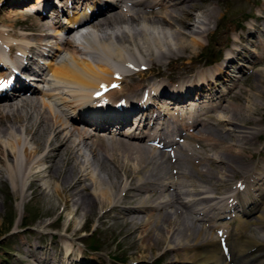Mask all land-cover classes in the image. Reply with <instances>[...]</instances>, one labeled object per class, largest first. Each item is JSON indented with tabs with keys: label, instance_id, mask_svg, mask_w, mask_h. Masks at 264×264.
Returning <instances> with one entry per match:
<instances>
[{
	"label": "bare ground",
	"instance_id": "obj_1",
	"mask_svg": "<svg viewBox=\"0 0 264 264\" xmlns=\"http://www.w3.org/2000/svg\"><path fill=\"white\" fill-rule=\"evenodd\" d=\"M22 1L25 3L23 8L11 10L14 13L9 17H14L15 12L23 13V11L28 12L42 7V13L39 14L42 20L41 25L45 26L44 30L54 28V33H41L45 44L37 46V43L33 44L26 38L17 39L12 34L5 35V32L0 31V95L4 97L0 96V114L10 116L6 128H0V149L2 154L6 155V159L12 157V160L7 163L10 166L12 178L23 173V177L37 175L48 181L50 172L56 168L59 169L63 180L67 179L68 170L75 169L78 172L80 170L83 173L79 172V177H74L68 184V191L76 190L80 185L79 178L85 177V181H89L87 176L93 174L92 178H96V181L92 183L96 186L93 189L94 199L87 200L85 207L87 210H93L98 203L103 208L117 210L119 204L123 202L118 195L120 191L117 186L118 179L115 178L116 183L113 180L111 183L104 184L105 182L96 175L100 166L103 167V171L105 170L104 162L96 155L94 143L89 144L87 141L92 136L97 137V140L104 144V149L112 144L118 146L122 144L131 151H129L131 154L140 156L144 154L146 159L133 164L128 157L126 164L123 163V167L119 168L118 176L126 178L125 185H128L127 190L124 191L133 192L130 200L134 203L132 207L122 206L119 210L127 221L147 224L154 229L156 238L162 237L160 240H164L162 244L166 245L162 255L169 257L170 261L176 258L178 261L176 263H179L181 258L183 261L180 264H264V238L254 239L252 237L254 233L249 229L250 219H252L254 225L264 231V170L256 166L252 174L244 179L242 177L238 185L233 188V196L228 197L226 204V198H220L221 193L217 194L221 188L227 187L225 184L227 174H221L224 168L220 164L237 172L235 164L224 155L238 156L242 151L231 143L226 146L223 141L214 140L210 131H204L205 124L202 125L203 122L212 121L220 127H216V130L225 132L223 134L225 137L233 133H246L249 136H243L242 139H249L255 135L243 130H247V126L257 124V120L251 115L257 114L262 104L258 107L254 106L252 103L256 100L252 97L255 95L259 97V94L253 93L247 100L241 98L240 102L237 99L234 100L233 92L236 84L234 88L228 87L225 93L220 94L216 91L217 98L213 97L209 88L210 84L217 86V81L221 80L223 83L227 82L228 78L236 79L238 74L229 75L233 65H237L238 70L242 71L240 66L243 67V65L239 58L243 59V51L247 48H236L240 37L235 36L233 40L235 49L226 53L230 55L229 57L220 58L212 67L195 70L189 79L181 80L180 77L167 75L162 80L150 83L143 77H138L143 73L141 71H145V67L137 72H131L132 68L137 69L145 65L142 63L144 59L148 64L151 63L146 70L151 71L155 68L158 69L157 75H161L166 71L164 64L175 67L179 62L188 63L191 55H195L196 51L203 46L202 37L209 34L206 25L216 15L213 9H209L211 13L209 18H204V15L200 14V18L197 16V21L187 25L182 17L192 16L195 0H105L108 5L102 9L96 0H71L75 11L68 14L64 12V22H57L56 19L60 15L56 9H51L50 0H32L31 3ZM66 1L69 2V0ZM66 1H63V5L67 4ZM260 5V10H264V1ZM72 6L68 4L71 10ZM45 7L49 10H45ZM94 10L96 13L88 18L89 12ZM48 19L54 20L53 25H46ZM82 19L85 20L79 23ZM181 24L186 25V28H182ZM132 25L135 27L131 28ZM37 26L40 24L38 23ZM89 26L93 29L90 30ZM102 26L106 30L99 34L98 28ZM62 34L65 36L63 44L59 41ZM248 35L255 37L252 33ZM50 39L57 42L51 46L48 43ZM255 40L259 42L256 37ZM252 43L248 41L249 45ZM35 46L38 47L39 54L44 53L41 50L54 51L52 59L46 62V68L42 70L41 67L38 68L42 74L34 72L39 81L37 87L42 85L41 87L46 88L42 91L29 88L23 83L26 80L23 81L19 74L27 68L24 64L25 58H28V52L33 49L31 47ZM65 46L73 50L69 52L64 48ZM14 51H16V57L13 56ZM143 56L148 58H142ZM161 60H169V62L161 63ZM259 71L264 73V70H257L255 73ZM261 75L257 78L259 84H254L259 89H262L264 82V75ZM8 76L11 77L8 79ZM125 77L137 80L135 84H131V88L126 89V93H124V87L120 85ZM14 79H16L15 84L22 82L19 88L20 93L8 97L5 93L7 91H2L1 87L9 84L11 86ZM112 86L115 88H111ZM194 90L197 91L198 97L194 96L192 100L184 103L187 100L185 97H189ZM102 91L108 93L101 95ZM36 94H40V97ZM230 95L234 102L224 106L225 99ZM97 97H103V100L110 104L95 110L93 103L97 101L95 99ZM37 103L40 107L36 106ZM185 104L188 106L185 107ZM137 107L139 109L136 111ZM161 108L169 112L166 111L164 114ZM191 110H195V114ZM239 110L244 112L239 113ZM180 113H182L181 116H179ZM221 113L225 115L216 117L215 114ZM168 115H173L174 118L171 119ZM32 122L33 124L30 125ZM32 132L33 138L37 132L40 137L45 136V143L40 152L36 147L34 152H29L31 148L29 147L28 150L25 146L24 139L33 144L29 134ZM185 132H187L185 138L195 144L201 143L203 151L214 150L219 153H215L219 163L211 161L208 164V166L213 164L217 171L209 178L213 180L212 190L209 192L195 184L184 171L174 174L181 175L182 178L178 176L176 180L175 176L171 175L172 179L167 178V182L163 183L161 174L156 176L148 174L153 168L166 169V157L168 161L175 162L178 151L195 157V154L185 151L188 148L186 144L185 148L177 147L176 153L167 154L173 145L171 142L174 136L181 137ZM99 133H106L114 138H105L103 141L101 139L103 135L100 136ZM122 136L126 137L127 141L121 139ZM259 136L260 134L257 135ZM151 143L156 146H152ZM81 151L91 156V159L83 154L85 161L77 160L76 156L80 158ZM19 154L25 157L23 161L19 158ZM240 156L243 157V155ZM128 162L131 164H127ZM44 164L45 167H42ZM93 167L91 172L84 174L88 168ZM193 168L196 170V167L193 166ZM59 189L57 185V189L54 190L58 193ZM120 193H123V190ZM181 195H186L189 200L181 201ZM191 207H199L198 211L195 209L191 212L202 215L199 219L201 221L198 222L201 224L195 221V226L200 228L196 227L195 236V231L191 232L188 229L185 232L176 233V230H180V221L175 215L176 208L183 211ZM222 209H225L222 214L233 215L238 221L236 226H228V228L215 226L222 217L214 214H220ZM204 223L208 224L209 229L225 230L218 235L220 239L212 238L211 232L208 233L210 236L207 238ZM174 226H177L176 230ZM163 228H168L164 238L160 234ZM145 243L149 242L145 241ZM39 248L36 247L37 250ZM26 249L29 251V248ZM63 255L66 263L70 257L68 242H65ZM31 256L34 255L31 254ZM35 260L38 261L39 257L36 256ZM73 261L77 262V260ZM58 263L57 261L56 264Z\"/></svg>",
	"mask_w": 264,
	"mask_h": 264
},
{
	"label": "rangeland",
	"instance_id": "obj_2",
	"mask_svg": "<svg viewBox=\"0 0 264 264\" xmlns=\"http://www.w3.org/2000/svg\"><path fill=\"white\" fill-rule=\"evenodd\" d=\"M24 1L30 3L32 0ZM262 1L264 0H195L193 3L195 7L191 13L192 16L190 18L182 17L187 22V25L197 21V16L199 17L200 14L201 16L204 15V18H209V14H211L209 9H213L214 13L216 15L218 14L217 16H213L211 22L206 25L209 34L208 36L202 37L201 43L203 46L196 51V56L191 55L190 61L186 63L187 65L183 62L182 64L179 62L175 67H173V65L164 64L166 71L161 75H157L158 69L153 68L151 71L146 70L151 63L148 64L144 59L143 62H141L145 65L137 68L138 70L144 67L146 68L145 71H141L143 73L138 75V77H143L144 80L150 83H153L155 80H162L166 78L167 75L173 77L177 76L183 80L193 75V72L197 69L212 67L215 62L222 58L225 52L234 48L233 40L236 38L235 36L240 37V42L237 43L236 48H247L246 51H243V59L242 57L239 58L241 61L240 63H242L241 65H243V67L241 66L242 71H238L236 69L238 66L233 65L230 68L229 75L233 76L238 74L236 79L228 78V81L223 83H221L220 80L217 81V86H215L217 88L211 87V84L209 88H211L212 94L215 89L222 94L227 90L225 85L234 88V84H236L233 92L234 100L237 99L240 102L242 101L241 98L247 100L252 97L253 93L259 94V97L256 95L252 97V99L256 100V102L252 103L254 106L258 107L262 104L257 114L251 115V117L253 116V118L257 120V124L255 126H247V130H243V132L253 133L255 135L251 136V138L249 137V139H242L245 136H249L246 133H233L225 137L223 135L225 132L216 130V127L220 128L217 124H214L212 121L202 123V125L205 124L203 125L204 131H210L214 140L223 141L226 146L231 143L235 145V147H239L240 151H242L238 156L231 154L224 155L226 158L229 157L230 162L235 164L237 172H233L220 164L222 168H224V170H221V174H227V181H224L227 187L221 188L217 194L219 195L221 193L219 197L226 198V204L229 199L228 197L233 196V188L242 177V179H244L247 175L252 174L256 166L264 170V82L262 89L254 86L255 83V85L259 84V82H257L258 75L263 73L261 71L255 72L257 70H264V10H260ZM53 2L54 0H51V3L54 5ZM24 5L25 3L22 0H0V31L5 32V35L12 34L17 37V39L26 38L33 44L37 43V46L42 45L45 41L42 40L40 34H53L54 28L44 30L43 28L45 26L41 25L42 20L39 16H27V12L24 11L23 13L15 12L14 17H9L14 13L11 10L23 8ZM57 7L60 8L63 7V5L59 4ZM259 16L263 17L260 18ZM256 18L258 20H256ZM38 23L40 26H37ZM50 24L51 20H48L46 25ZM185 26L186 25L181 24V27L184 29L186 28ZM130 27L133 28L135 25ZM89 29L92 30L93 27L89 26ZM98 30L100 34L104 32L106 28L102 26L98 28ZM248 33H252L259 42L255 40V37H249ZM248 41L253 42L252 45H249ZM56 42V40L50 39L48 43L52 46V44ZM64 48L69 52L73 50L68 46ZM37 50V47L31 49V53L37 52ZM13 56H16V51H14ZM187 56L190 57L189 54H187ZM144 57L148 58V56H143L142 58ZM215 57L219 59L215 60ZM25 60L28 61L27 58H25ZM160 62L167 63L169 60H161ZM29 63L31 66L34 65L32 61H29ZM179 64H181L182 67ZM262 75H264V73ZM173 81L177 80L173 79ZM136 82V79L125 77L120 85L124 87V93H126V89L129 87L131 88V84H135ZM165 82L169 83L168 80H165ZM36 95L40 97V94ZM231 96L232 95L225 99L224 106L234 102V100H231ZM236 105L237 104H235V107ZM36 106L40 107V104L37 103ZM166 111L169 112L168 110ZM243 112L244 110H239V113ZM25 114H27V112ZM215 115L216 117H220L225 114L221 113ZM9 118L10 116H3L0 114V128H6ZM226 119H228L227 115ZM31 124H33V122L30 123V125ZM33 132L29 133L33 144L24 139L25 146H27L28 150L29 147L31 148L29 152H34L35 147L36 149L38 148L37 150L40 152L45 143V136L40 137V134L37 132L33 138ZM193 133L196 134L195 131H193ZM258 134H260L259 137H257ZM99 135H103L101 136L103 141L105 138H114H112V135L106 133H99ZM30 138L28 137V139ZM120 138L127 141L126 137ZM87 142L89 144L94 143L93 147L97 152L96 155L104 162L105 170L103 171V167L100 166L96 174L101 178V181L106 184L114 180L116 183L115 178L118 179L117 186L120 188V191L123 190V193L119 191L118 194L123 200V202L119 204V208L122 206H134L133 200H130L132 199L131 196L133 192L127 193L124 191L127 190L126 188H128V185H125L126 178H122L121 175L118 176L119 168L121 169L123 167L122 164L127 161L128 157L133 164H136L146 159V156L144 154L142 156L131 154V151L126 149V146H122V144H120V146L112 144L109 148L104 149V144H101V141L93 136L90 137ZM184 142L182 143L188 146L185 151L195 154V157L188 153L184 154V152L178 151V158L175 162L168 161L166 157V169H159L157 167L155 170L153 168L152 171L149 170L148 174H153L154 176H156V174H161L163 183L167 182V178L172 179L171 175H174L176 172L184 171L195 184H198L208 192L211 191V183L213 180L211 181L209 178L212 176L211 174H216L217 171H215L213 164L210 166H208V164L211 161L219 163L217 157L219 153L214 150L205 152L202 149L201 143L195 144L190 139L188 141L184 139ZM2 149L5 148L2 147ZM83 154L87 155L88 159H91V156L84 153V151H81L80 158L76 156V159L83 162L85 157ZM240 155H243V157ZM22 156L23 154H19V158L22 159L21 161L25 159V157ZM9 160L11 161L12 157L10 156L9 159H6V155H4V153L2 154L0 149V264H56L57 261L59 262L58 264H70L71 262L74 264H180L183 261L180 258L179 263H176L178 262L176 258L170 261V259H168L169 257L162 255V251L166 247V245L162 244L164 240H160L162 237L156 238L154 229L147 224L144 225L140 222H133L131 220L127 221L119 208L117 210H110V208H103L97 203V206H95V208L93 207V210H87L85 202L94 199L93 189L96 188V186L92 184L96 181V178H92L93 174L87 176L89 181H85V177L79 178L78 182H80V185L76 190L68 191V184L73 181L74 177L78 178L79 172L83 173V171L79 170L78 172V170L70 169L67 171V179L63 180L60 176L61 173L59 169L57 170L56 168L54 170L52 169V172H50L48 181L41 179L37 175L23 177V173H19L12 178L10 166L7 164ZM127 164H131V162ZM192 165L196 167V170ZM42 167H45V164ZM173 167L174 169H172ZM39 168L42 169L41 167ZM92 169H94V167L88 168L84 174H86V172H91ZM105 171L107 172L105 173ZM130 174H132V172H130ZM174 176L176 180L178 176L181 177V175ZM57 185L60 188L58 193L54 190L57 189ZM47 186L49 188H47ZM188 200L189 197L181 195V201L187 202ZM179 208H176V212L175 210L174 212L180 221V230H176L177 226H174V230H176V233H180L188 229L191 232L195 231V236L197 233L196 227H199L195 226V221L197 220V224H201L198 223V219L202 216L199 213L195 214L191 211H195V209L198 211L199 207H191L189 210L183 211ZM107 210L110 211L107 212ZM223 212H225V209H222L220 214H214L215 216L222 217L215 226H226V228H228V226L233 227L238 223V221L233 218H226L225 214H222ZM142 216L145 217V215ZM204 224L205 232H207L206 237L209 238L210 234L208 233L211 232L212 238L217 239L216 230L213 228L209 229L208 224ZM249 229L254 233V236L252 235L254 239L264 238V231L254 225L252 220H250ZM167 230L168 228H163V230L160 231L163 238L164 234L168 232ZM248 235H250V232H248ZM145 241L149 243H145ZM65 242H68L70 246V257L66 260V263L64 262L65 260H63ZM172 245H174V243ZM36 247L40 248L37 250ZM91 247L94 248V251H91L93 249ZM26 248H29V251ZM31 254L34 256L32 257ZM35 255L39 257V262L35 260ZM73 260H77V262Z\"/></svg>",
	"mask_w": 264,
	"mask_h": 264
},
{
	"label": "trees",
	"instance_id": "obj_3",
	"mask_svg": "<svg viewBox=\"0 0 264 264\" xmlns=\"http://www.w3.org/2000/svg\"><path fill=\"white\" fill-rule=\"evenodd\" d=\"M91 248H93V247H91ZM92 250H94V248Z\"/></svg>",
	"mask_w": 264,
	"mask_h": 264
}]
</instances>
